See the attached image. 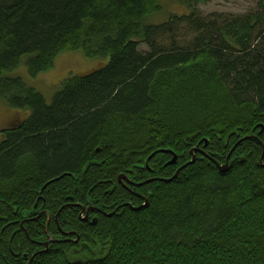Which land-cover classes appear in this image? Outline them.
Wrapping results in <instances>:
<instances>
[{
	"label": "trees",
	"instance_id": "trees-1",
	"mask_svg": "<svg viewBox=\"0 0 264 264\" xmlns=\"http://www.w3.org/2000/svg\"><path fill=\"white\" fill-rule=\"evenodd\" d=\"M159 1L0 0V101L24 113L0 132V264H264V0L239 16L179 0L150 22ZM75 51L106 63L50 103L8 76ZM69 202L105 215L83 224ZM43 206L78 244L37 254L58 233Z\"/></svg>",
	"mask_w": 264,
	"mask_h": 264
},
{
	"label": "rangeland",
	"instance_id": "rangeland-1",
	"mask_svg": "<svg viewBox=\"0 0 264 264\" xmlns=\"http://www.w3.org/2000/svg\"><path fill=\"white\" fill-rule=\"evenodd\" d=\"M162 12L149 17L150 22H163L171 15H182L189 12V8L179 0H160ZM257 7L255 0H211L199 6V11L204 16L212 14L245 15L254 11ZM146 50V47H142ZM29 56L22 59L20 67L8 76L21 77L28 84L41 92L50 103L52 96L56 93L62 83L72 75H83L96 70L106 63V60L90 59L84 52L75 51L60 55L52 70L39 75L36 79H31L27 62ZM103 61V62H102ZM23 112L10 109L0 101V132L7 127H14L20 124L24 118Z\"/></svg>",
	"mask_w": 264,
	"mask_h": 264
},
{
	"label": "flooded vegetation",
	"instance_id": "flooded-vegetation-1",
	"mask_svg": "<svg viewBox=\"0 0 264 264\" xmlns=\"http://www.w3.org/2000/svg\"><path fill=\"white\" fill-rule=\"evenodd\" d=\"M147 166H149V165H147ZM120 184L122 185L123 188H125L128 192H130V194H132L133 196H138L133 189L139 187L140 184H135L133 182H130V181H128V179L126 177H124L122 179ZM138 197H141V196H138ZM66 206L69 208L70 213H76L77 210H75L74 208H76L80 211L79 219L83 224H88V225L98 224L99 215H103V214L105 215V212L100 207H95V206L91 205L90 203H88L87 205H84V204L75 205V204L69 202L66 204ZM63 208H61L56 214H54V217H53V215L50 214V211L48 209L45 210V206H43L42 209L39 210L38 214L40 217H38V219L41 218L42 216H45L48 219L47 220L48 223L53 222L54 224L57 225L58 233L55 232V236L49 235L48 239H46V240H35V241H33L34 244L38 247L37 248V254L43 253L44 251H47L51 247H54L55 245L60 244V243L68 242V243L75 244V245L79 243L80 238L77 236L76 231L72 227L67 226V227L61 228V223H63V224L66 223L67 222L66 216L69 215V213L67 211L68 214H66V213L63 214V218L61 219V214H62ZM38 219H36V218L32 219L31 218V220H28L25 217V219L23 220V223L35 221ZM27 258L28 257L25 256V259H27ZM31 263H32V260H31L30 264Z\"/></svg>",
	"mask_w": 264,
	"mask_h": 264
},
{
	"label": "water",
	"instance_id": "water-1",
	"mask_svg": "<svg viewBox=\"0 0 264 264\" xmlns=\"http://www.w3.org/2000/svg\"><path fill=\"white\" fill-rule=\"evenodd\" d=\"M247 139H249V138H247ZM237 147V146H236ZM235 147V148H236ZM234 148V149H235ZM234 149L232 150V152L234 151ZM162 152H165V153H167V154H173L171 151H162ZM232 152H231V154H232ZM158 153H160V152H156V153H154L149 159H148V161H147V165H149V162L151 161V159L156 155V154H158ZM231 154L229 155V157H228V159H227V162H226V164L224 165V166H220V170L221 171H228L229 170V160H230V157H231ZM263 158H264V154H263ZM176 160H177V156L175 155V154H173V160L169 163V165H171V164H175V162H176ZM195 158L193 159V163L195 162ZM186 166H184L183 168H185ZM183 168H181L180 170H182ZM179 170V171H180ZM178 171V172H179ZM124 178V176H121L120 178H119V181L121 182L122 181V179ZM140 186V185H139Z\"/></svg>",
	"mask_w": 264,
	"mask_h": 264
},
{
	"label": "bare ground",
	"instance_id": "bare-ground-1",
	"mask_svg": "<svg viewBox=\"0 0 264 264\" xmlns=\"http://www.w3.org/2000/svg\"><path fill=\"white\" fill-rule=\"evenodd\" d=\"M208 146H209V143H208V141H206V145H205V147H208ZM191 153L194 155L193 159H194V158L196 159V157H195V153H201L202 155H205L204 151H203V150H200V149H198V148L194 149ZM261 161H262V160H261ZM46 245H47V244H46Z\"/></svg>",
	"mask_w": 264,
	"mask_h": 264
}]
</instances>
